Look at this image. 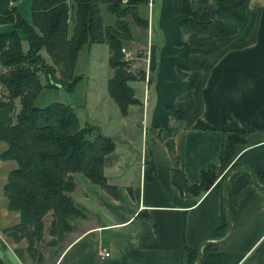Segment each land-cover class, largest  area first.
Returning a JSON list of instances; mask_svg holds the SVG:
<instances>
[{
  "label": "crops",
  "instance_id": "obj_1",
  "mask_svg": "<svg viewBox=\"0 0 264 264\" xmlns=\"http://www.w3.org/2000/svg\"><path fill=\"white\" fill-rule=\"evenodd\" d=\"M191 10L197 22L215 18L212 5L192 9L190 0H156L146 16V71L152 80L128 84L136 104L108 123L116 141L95 126L113 144L102 171L113 194L81 174L72 175L68 199L84 217L75 219L52 264H188L186 250L196 251L193 264L197 253L199 264H264V190L250 184L239 191L231 232L216 239L214 232L226 217L222 183L217 180L200 198L182 195L171 183L172 163L158 141L160 128L177 125L167 109L193 76L191 108L173 139L187 184H198L200 172L217 165L226 138L235 131L244 133V144L234 146L229 164L264 174V0H248L242 21H225V38L206 50L191 48L181 38L179 23ZM131 84L142 86L141 92ZM12 221L17 223L16 214ZM25 246L5 237L0 260L47 264L40 246L32 258Z\"/></svg>",
  "mask_w": 264,
  "mask_h": 264
},
{
  "label": "trees",
  "instance_id": "obj_2",
  "mask_svg": "<svg viewBox=\"0 0 264 264\" xmlns=\"http://www.w3.org/2000/svg\"><path fill=\"white\" fill-rule=\"evenodd\" d=\"M248 0H190L191 8L212 5L215 18L197 22L193 10L183 13L179 23L181 38L191 48L210 49L216 40L225 38V21L239 24ZM112 17L104 24L101 13ZM0 142L5 150L1 160L13 161L2 186L6 210L18 214V222L2 230L14 244L24 241L27 255L32 258L44 232L49 240L43 243L54 248L66 232L70 222L83 218V211L74 205L68 194L74 189L73 174H81L91 184L113 194V188L103 176L104 157L113 150L112 142L88 123L79 124L74 109L62 102H51L44 107L35 104L44 86L38 73L43 75L46 89L56 88L51 69L43 64L39 51L43 50L60 73V87L73 91L80 76L72 77L76 56L83 47L105 45L108 50L107 65L110 77L106 91L122 116L127 107L136 104L133 90L128 85L134 81L127 72L128 62L123 61L121 49L134 38L130 26L146 30L145 0H32L30 23H25L10 0H0ZM19 32L21 37L19 36ZM27 44L22 51L21 42ZM142 74V73H141ZM142 77V76H141ZM152 80L149 75L147 83ZM181 94L167 109L174 127L160 128L158 141L171 160V183L182 195L200 198L218 180H226V197L230 224L235 198L239 191L252 185L248 171L240 165L229 164L234 146L244 144L243 132L235 131L226 138L218 155L217 165H211L199 174L196 185L187 184L179 169L174 153L176 130L191 108V95L196 79L189 76ZM15 101L18 109L15 112ZM235 135H240L238 138ZM252 171V170H251ZM257 184L264 187V174L253 172ZM48 218L45 228L44 218ZM226 222L219 224L213 237L223 238ZM211 244L206 246L210 248ZM188 264L195 261L193 250H186ZM0 264H5L0 260Z\"/></svg>",
  "mask_w": 264,
  "mask_h": 264
},
{
  "label": "rangeland",
  "instance_id": "obj_3",
  "mask_svg": "<svg viewBox=\"0 0 264 264\" xmlns=\"http://www.w3.org/2000/svg\"><path fill=\"white\" fill-rule=\"evenodd\" d=\"M32 0H15L13 5L16 8L20 18L25 23H30V3ZM71 0H67V4H70ZM158 1V0H157ZM157 4V3H156ZM146 16L148 14L146 8ZM104 24H111L112 17L107 15L104 11L101 13ZM147 25L146 30H140L135 26H130L132 36L134 35L137 40H131L129 42L124 43V47L122 49L126 51H130L135 54V59L128 61V69L129 75H131L134 81L129 83H134L138 81H145L146 79V60H147V46H148V37L150 33V26ZM9 26H1V31L9 30ZM19 36L20 32H19ZM133 36V38H134ZM22 51H26L27 44L25 41L21 42ZM156 49V48H155ZM39 56L43 60V64L51 69L52 72V82L58 85L53 89H46V82L44 80L43 75L38 73L39 80L42 86H44L41 94L35 100V104L39 107H44L45 105L51 102H62L70 105L77 117V120L80 125L84 122H87L93 126L100 127L102 132L109 137H114L112 131L110 130L108 123L115 122L116 116H119L118 110L115 104L108 98L105 90L106 80L110 77V69L107 65L108 60V50L105 45H91L89 48L83 47L81 51L78 52L76 56V61L71 72L72 77L80 76V80H78L73 88V91L68 93L63 87H60L61 75L58 72V69L52 64L51 60L48 58L46 53L43 50L39 51ZM138 58V59H137ZM3 71L0 67V73ZM142 73V74H141ZM149 75V74H148ZM142 76V77H141ZM151 76V75H150ZM128 83V84H129ZM131 86H133L131 84ZM137 88V93L141 92L140 86H133ZM2 87H0V91ZM104 98H106L104 100ZM15 112L18 109V102L15 101ZM234 136V134H231ZM237 137V135H235ZM116 141V137L113 138ZM134 142V146L139 142V136L132 137ZM137 141V142H136ZM5 150V144L0 142V154ZM10 166L15 167L13 161L9 160H1L0 159V175H2V179H0V196L2 197V186L5 182L7 173L12 170H8ZM138 167V166H137ZM3 198V197H2ZM4 200V201H2ZM6 209V201L5 199H0V244L4 240L5 236L2 233V230L10 227L16 222L12 223V214H16L18 218V214L16 212H7V215L3 213V209ZM8 216V217H7ZM75 219L70 222V225L74 224ZM18 222V221H17ZM45 228L47 227L48 218H44ZM73 222V223H72ZM10 224V225H8ZM6 226L5 228L1 227ZM8 225V226H7ZM68 236V232L61 235L62 237L59 240V243L55 247V249H50L43 246V243L46 240H49L46 232L43 235V241L39 244L41 249L46 254V262L47 264H52L53 260L57 256V252L61 250V248L65 245L68 238L64 236ZM4 248L0 247V255L1 250ZM2 260V259H1Z\"/></svg>",
  "mask_w": 264,
  "mask_h": 264
},
{
  "label": "water",
  "instance_id": "obj_4",
  "mask_svg": "<svg viewBox=\"0 0 264 264\" xmlns=\"http://www.w3.org/2000/svg\"><path fill=\"white\" fill-rule=\"evenodd\" d=\"M10 1H11V2H14L15 0H10ZM243 167L248 171V174H249V177H250V180H251L253 186H255V187L259 188V189L264 190V187H261V186H259V185L257 184V182H256V180H255V177H254L252 171H251L249 168L245 167V166H243ZM230 171H231V170H229V171L225 174V176H224V178H223L222 186H221V188H222V189H221V196H222V201H223L224 208H225V214H226L225 222H226V225H227V233H226L225 238H227V237L229 236L230 232H231V224H230V217H229V213H230V211H229L228 202H227V197H226V180H227V177H228ZM225 238H224V239H225ZM218 243H220V242H217V244H218ZM199 262H200V254L197 253V262H196V264H199Z\"/></svg>",
  "mask_w": 264,
  "mask_h": 264
},
{
  "label": "built area",
  "instance_id": "obj_5",
  "mask_svg": "<svg viewBox=\"0 0 264 264\" xmlns=\"http://www.w3.org/2000/svg\"><path fill=\"white\" fill-rule=\"evenodd\" d=\"M155 2H156V0H145V8H146V10L148 12L147 17L149 16V13L153 10ZM121 3L124 4L125 3V0H121ZM120 52L122 54V59L125 62H128V61H130L132 59H135V57H136L135 54L131 53L130 51H126L124 49H121ZM146 53H147V55H146V57H147L146 63H147L148 58H149V55H148V52H146ZM148 76L149 75H148V73L146 71V76H145L146 79H145V82H147ZM100 251H101V256L103 258H107L108 257V253L107 252L103 251L102 249Z\"/></svg>",
  "mask_w": 264,
  "mask_h": 264
}]
</instances>
